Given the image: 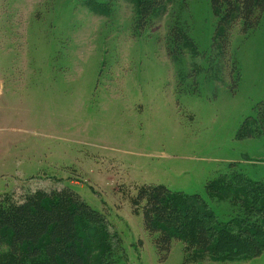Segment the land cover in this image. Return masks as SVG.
I'll list each match as a JSON object with an SVG mask.
<instances>
[{
	"label": "rangeland",
	"instance_id": "1",
	"mask_svg": "<svg viewBox=\"0 0 264 264\" xmlns=\"http://www.w3.org/2000/svg\"><path fill=\"white\" fill-rule=\"evenodd\" d=\"M216 24L209 0H0V202L75 195L103 218L89 264H264V12ZM156 186L198 197L212 253L189 211L160 260Z\"/></svg>",
	"mask_w": 264,
	"mask_h": 264
},
{
	"label": "trees",
	"instance_id": "2",
	"mask_svg": "<svg viewBox=\"0 0 264 264\" xmlns=\"http://www.w3.org/2000/svg\"><path fill=\"white\" fill-rule=\"evenodd\" d=\"M209 3L217 21L215 34L222 39L236 25L241 26L243 34L255 30L264 12V0H209ZM236 191L246 196L242 188ZM195 199L198 197L184 198L162 186L150 189L151 209L143 215V224L154 237L160 260H166L172 241L187 239L189 225L183 222L175 226L171 222L174 216L184 218L189 211L207 224L201 219L197 224L191 220L195 251L207 255L215 250L217 235L207 223L210 215L189 204ZM261 208L264 212V206ZM96 224L104 228L102 216L69 192L37 193L18 202L6 198L0 202V249L6 250L12 264H89L97 236L92 226ZM263 245L257 242L254 249L261 250ZM230 252L225 257H230Z\"/></svg>",
	"mask_w": 264,
	"mask_h": 264
}]
</instances>
